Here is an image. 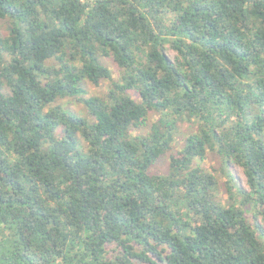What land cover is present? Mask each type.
<instances>
[{
    "label": "trees",
    "instance_id": "1",
    "mask_svg": "<svg viewBox=\"0 0 264 264\" xmlns=\"http://www.w3.org/2000/svg\"><path fill=\"white\" fill-rule=\"evenodd\" d=\"M0 21V264H264V0H0Z\"/></svg>",
    "mask_w": 264,
    "mask_h": 264
},
{
    "label": "rangeland",
    "instance_id": "2",
    "mask_svg": "<svg viewBox=\"0 0 264 264\" xmlns=\"http://www.w3.org/2000/svg\"><path fill=\"white\" fill-rule=\"evenodd\" d=\"M8 26L7 23L5 21H0V32L3 35H7L8 34ZM105 64L114 72V76L117 79L118 78V70L116 68V66L114 65L113 62L109 61L108 59L104 60ZM108 85L103 84L100 87H95V86H88V90L90 92V95H104L107 92ZM132 96L138 100L141 101V98L139 96L138 93H132ZM59 104L65 106V107H74L77 109V111L79 113H81L82 115L85 114V109L82 108L81 106H78L77 104L75 105V103H71L69 102V100H65V101H59ZM78 106V107H77ZM157 115H152L150 117L149 120V127H146L142 132H146L150 129L151 124L153 123V121L155 120V118H157ZM193 127L189 126V125H184L182 130L176 135V141H175V145H174V150L173 152H177L179 149H181V147H183L184 145V141L187 137L188 134H190L191 132H193ZM170 162V154L164 155L163 157L160 158V160L157 162V164L154 166L152 172L156 173V174H164L168 171V165ZM223 161L221 159V157L214 153V152H210L208 154L207 159L205 160V162L203 163V166L214 172V174L219 178L221 185L223 186L222 189V199L224 200L225 203H228L229 201V196L227 194L226 191V180L228 178V171L226 170L225 167V171L227 173H224L223 171ZM233 173L234 175L237 177L238 182L241 186H245L246 187V182H245V176L243 175V172L240 169L234 168L233 169Z\"/></svg>",
    "mask_w": 264,
    "mask_h": 264
}]
</instances>
